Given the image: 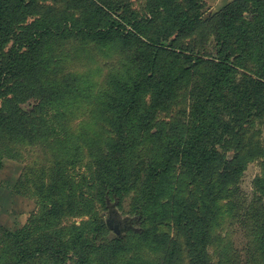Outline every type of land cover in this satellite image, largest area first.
Wrapping results in <instances>:
<instances>
[{
	"label": "trees",
	"instance_id": "trees-1",
	"mask_svg": "<svg viewBox=\"0 0 264 264\" xmlns=\"http://www.w3.org/2000/svg\"><path fill=\"white\" fill-rule=\"evenodd\" d=\"M145 1L153 18L145 21L144 26L140 20L125 16L120 5L96 0L91 6L98 15L97 22L89 24L82 20L73 24L81 35L120 41L128 47L135 45L132 75L113 78L109 89L100 96L111 136L100 147L91 187L97 185L96 201L103 204L106 195L124 197L133 192L130 210L140 215L141 229L131 231L125 238L115 234L103 238L109 234L108 226L92 210L89 221L80 227L74 226L67 241L61 239L57 230L48 228L47 221V217L62 209L61 200L54 199V194L67 184L62 168L57 165L49 184L38 188L39 195L46 194L47 200L41 202L43 214L38 222L42 224L36 226L45 230L40 235L52 242L46 246L50 245V254L56 259L59 252L63 259L72 251L86 264L90 262L91 253H99L93 251H100L106 256L100 264H118V255L147 242L160 249L156 261L133 256L124 264H177L180 243L184 242L190 253L189 264H212L205 252L209 228L215 218L217 190L223 183L237 178L240 170L234 162L243 159L236 153L229 160L220 147L228 139L239 137L238 132L246 123L264 117V0H232L210 16L205 15L202 0ZM22 7L19 0H0V43L17 39V46L0 64V96L9 75L19 77L27 73L31 78L37 70L34 58L22 51L23 46L35 44L37 30L33 32L28 27L18 32L11 18ZM162 12V23L154 24ZM148 25L154 28L149 35L146 33ZM208 25L216 39L213 52H201L191 44L179 42L180 36ZM56 28L61 32L59 26ZM242 68L244 72L239 70ZM192 77L196 81L188 82ZM30 84L26 78L17 80L13 87L22 91ZM181 87L188 90V107L180 116L165 123L166 127L157 124L156 114L168 108ZM62 90L59 98L65 95V88ZM145 94L148 101L143 99ZM13 100L17 99L13 97ZM6 105L0 108V124L11 130L10 137L15 133L28 134L30 129L23 126L29 121L26 112L10 99ZM152 128L155 130L151 131ZM145 138L153 145L158 144L146 165L137 171L129 166L128 157ZM173 161L178 162L193 182L205 183L197 198L174 189L180 180L167 175L169 168L160 167L163 162ZM85 199L84 192L71 191L68 207L73 209V205ZM88 202L91 205L92 200ZM163 217L172 221L173 236L160 231L155 223ZM90 227L102 234L103 241L100 239L95 244L87 236ZM25 232L28 234L23 239L31 236L29 228ZM4 234L17 239L16 232L4 230L0 237ZM56 245L59 250L54 248Z\"/></svg>",
	"mask_w": 264,
	"mask_h": 264
},
{
	"label": "rangeland",
	"instance_id": "rangeland-1",
	"mask_svg": "<svg viewBox=\"0 0 264 264\" xmlns=\"http://www.w3.org/2000/svg\"><path fill=\"white\" fill-rule=\"evenodd\" d=\"M19 1L23 7L11 18L18 32L28 27L33 32L37 30L35 44L22 47L27 57L34 58L37 70L31 78L27 73L19 77L9 75L0 96V108H5L10 99L26 112L29 121L23 126L30 129L28 134L15 133L10 137L11 130L0 124V233L4 230L17 233V239L1 235L0 264H82L72 251L63 259L60 258L62 252L57 254L59 259L50 254V245L46 244L52 242L40 235L45 230L36 228L42 224L38 222L43 214L41 202L47 200L46 194L39 195L38 188L41 184L45 187L49 184L55 166L62 168L67 184L59 187L54 199L61 200L63 206L57 214L49 216L50 219L47 217V221L48 228L57 230L65 241L70 238L74 226L80 227L90 220L92 210L105 223L111 219L112 226L118 228V232L108 228L109 234L103 238L113 234L125 238L131 231H140L142 219L130 210L133 192L124 197L106 195L103 204L96 201L97 185L91 187L100 147L111 136L100 96L109 89L113 78L132 75L135 45L128 47L120 41L97 40L90 35H81L73 28V24L82 20L89 24L97 22L98 15L91 6L93 0ZM96 1L120 5L125 16L140 20L142 26L153 18L145 0ZM231 1L202 0L205 15H212ZM162 20L163 12L157 15L154 24L160 25ZM57 26L61 32L57 31ZM153 29L148 25L146 33L151 34ZM16 40L0 43V64L17 46ZM179 42L191 44L201 52H213L216 47L210 25L180 36ZM239 70L244 72L243 68ZM26 78L31 84L22 91L16 87V91L13 84ZM195 81L192 77L188 82ZM62 88L66 90L65 95L59 98ZM187 93L186 87L177 91L168 108L156 114L157 124L166 127L165 123L181 115L188 107ZM146 94L143 99L148 101ZM238 133L239 137L228 139L220 147L229 160L236 153L243 159L234 162L240 170L237 178L223 183L217 190L215 218L209 228L205 252L212 264H264V117L252 119ZM157 144L153 145L146 138L137 144L128 157L129 166L142 170ZM160 167L169 168L167 175L180 180L174 189L181 194L197 198L204 188L205 183L193 182L178 162H163ZM71 191L84 192L86 198L73 205V209L67 202ZM45 204L50 207L47 201ZM155 223L160 231L171 236L175 234L168 218L163 217ZM26 228L31 236L23 239L28 234ZM86 232L95 244L102 240V234L92 231V227ZM184 244L180 243L177 264H189L190 253ZM54 248L59 250L58 245ZM93 252L99 253H91L90 262L86 264H100L102 258H106L100 251ZM159 255L160 249L155 244L143 242L125 250L116 260L118 264H124L130 257L139 256L156 261Z\"/></svg>",
	"mask_w": 264,
	"mask_h": 264
},
{
	"label": "water",
	"instance_id": "water-1",
	"mask_svg": "<svg viewBox=\"0 0 264 264\" xmlns=\"http://www.w3.org/2000/svg\"><path fill=\"white\" fill-rule=\"evenodd\" d=\"M106 224H107L108 228L113 229L115 232H118L117 226H112L111 219H107Z\"/></svg>",
	"mask_w": 264,
	"mask_h": 264
}]
</instances>
